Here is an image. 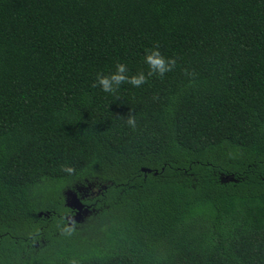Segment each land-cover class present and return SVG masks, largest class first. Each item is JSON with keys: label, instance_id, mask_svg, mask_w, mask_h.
I'll return each mask as SVG.
<instances>
[{"label": "trees", "instance_id": "obj_1", "mask_svg": "<svg viewBox=\"0 0 264 264\" xmlns=\"http://www.w3.org/2000/svg\"><path fill=\"white\" fill-rule=\"evenodd\" d=\"M156 45L163 78L92 87ZM73 257L264 264V0H0V264Z\"/></svg>", "mask_w": 264, "mask_h": 264}, {"label": "clouds", "instance_id": "obj_2", "mask_svg": "<svg viewBox=\"0 0 264 264\" xmlns=\"http://www.w3.org/2000/svg\"><path fill=\"white\" fill-rule=\"evenodd\" d=\"M144 64L147 65V71L140 70L134 74H130L129 67L126 63L116 62L114 68L107 74L104 72H97L95 81L92 84L93 88L99 87L104 93L114 94L122 85L130 84L133 87L139 88L146 84L151 77L163 78L167 73L173 71L177 61L175 58L166 57L160 50L158 45L145 50L143 57ZM126 124L133 131L137 128L136 115L129 111L127 115ZM64 173L69 178H79L83 174V170L78 169L73 165H66L63 167ZM65 215H68L66 210ZM61 236L70 238L73 235L74 229L70 224H65L60 229ZM68 264H80L75 257L68 261Z\"/></svg>", "mask_w": 264, "mask_h": 264}, {"label": "flooded vegetation", "instance_id": "obj_3", "mask_svg": "<svg viewBox=\"0 0 264 264\" xmlns=\"http://www.w3.org/2000/svg\"><path fill=\"white\" fill-rule=\"evenodd\" d=\"M73 191V193H69V197L68 198H73V196H74V194H77L78 195V197L83 201V203L85 204V207L88 209V212H87V214H83L82 216L80 215V216H78L77 218L75 217V214H76V210L75 209H72V211H73V214L72 215H68L67 217L69 218V219H71V220H74V221H78V222H80L81 220H83L84 219V217H87V216H89L91 213H92V207H91V204H89V203H86L85 202V197H89L88 195L90 194V187H87V188H84V187H80V188H77L76 190H72ZM92 194V193H91ZM85 195H87V196H85ZM66 197V198H67Z\"/></svg>", "mask_w": 264, "mask_h": 264}, {"label": "water", "instance_id": "obj_4", "mask_svg": "<svg viewBox=\"0 0 264 264\" xmlns=\"http://www.w3.org/2000/svg\"><path fill=\"white\" fill-rule=\"evenodd\" d=\"M69 193H73L72 190H69ZM66 203L69 207L72 209H75L77 212L75 214V217L82 216L83 214H87L88 209L85 207V204L83 201L78 197L77 194H74L73 198H66Z\"/></svg>", "mask_w": 264, "mask_h": 264}, {"label": "rangeland", "instance_id": "obj_5", "mask_svg": "<svg viewBox=\"0 0 264 264\" xmlns=\"http://www.w3.org/2000/svg\"><path fill=\"white\" fill-rule=\"evenodd\" d=\"M66 195L69 197V190L66 191ZM86 218L84 217L83 220H81L80 222L84 221Z\"/></svg>", "mask_w": 264, "mask_h": 264}]
</instances>
